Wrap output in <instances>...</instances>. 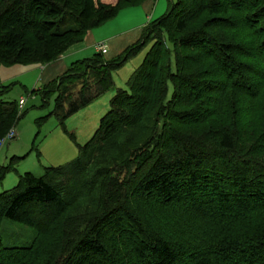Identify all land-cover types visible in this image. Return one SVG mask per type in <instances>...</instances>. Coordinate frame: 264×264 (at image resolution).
Returning a JSON list of instances; mask_svg holds the SVG:
<instances>
[{
    "label": "trees",
    "instance_id": "16d2710c",
    "mask_svg": "<svg viewBox=\"0 0 264 264\" xmlns=\"http://www.w3.org/2000/svg\"><path fill=\"white\" fill-rule=\"evenodd\" d=\"M144 1L0 0V66L48 65ZM145 47L76 158L0 193V222L36 232L28 247L0 240V264H264V0H176L118 56L30 93L54 96L50 115L74 140L66 120ZM8 91L0 139L21 115ZM213 119L225 126L189 134Z\"/></svg>",
    "mask_w": 264,
    "mask_h": 264
},
{
    "label": "rangeland",
    "instance_id": "374dc122",
    "mask_svg": "<svg viewBox=\"0 0 264 264\" xmlns=\"http://www.w3.org/2000/svg\"><path fill=\"white\" fill-rule=\"evenodd\" d=\"M158 1L159 4H157ZM171 2L175 3L176 0H156L155 4L158 7L153 20L166 13ZM108 4L110 5L111 2ZM125 9H122L120 14L123 13V10H138L137 8ZM125 17H121L122 21L125 20ZM147 50L148 47H145L139 55L114 73V86L110 91L66 120V130L74 137V140L59 127L56 119L50 115L54 105V96L46 104H43L39 96L30 93L35 83V73L32 74V77L29 74L16 76L17 68H21L20 65L0 66L2 86L9 87L3 100L8 102H17L20 98L25 100L20 118L16 126L11 128H16L17 138L0 147V168L9 165L11 167L0 183V193L14 188L18 183V178L25 173L40 177L43 175L44 168L63 166L74 160L78 155L77 145L83 146L92 137L99 126L101 117L109 109L110 99L116 90L127 89L126 81L140 65ZM229 117L226 116V118ZM238 117L244 123H248V118ZM231 123L241 133L238 125L242 122ZM211 126L218 128L225 126V122L220 121L219 123L218 119H213L205 125L189 126L188 132L190 135L199 136L209 130L208 127ZM248 127L251 128L250 125ZM35 236L36 232L33 228L7 219L0 222V240L4 247H28Z\"/></svg>",
    "mask_w": 264,
    "mask_h": 264
},
{
    "label": "crops",
    "instance_id": "0c3cea01",
    "mask_svg": "<svg viewBox=\"0 0 264 264\" xmlns=\"http://www.w3.org/2000/svg\"><path fill=\"white\" fill-rule=\"evenodd\" d=\"M102 1L105 3L115 2V0ZM155 3L156 0H145L138 7L125 9L137 8L138 10H123L122 14H120L122 12L120 11L113 19L87 32L81 43L70 47L56 61L44 66L20 65L21 68H17L18 72L16 76L29 74L32 77V74L35 73V83L32 89L35 90L62 75L71 64L98 54L97 47L100 44H105L107 46L105 58L112 59L118 56L126 47L139 39L142 29L149 21L153 20L157 12V4H159V1L157 4ZM121 17H125V20L122 21ZM1 85L2 82L0 81V86ZM24 87L26 86L24 85Z\"/></svg>",
    "mask_w": 264,
    "mask_h": 264
},
{
    "label": "built area",
    "instance_id": "2783aa9c",
    "mask_svg": "<svg viewBox=\"0 0 264 264\" xmlns=\"http://www.w3.org/2000/svg\"><path fill=\"white\" fill-rule=\"evenodd\" d=\"M97 50L99 53L101 54H106L107 52V47L105 44H100L97 47ZM25 105V100L23 98H21L18 101V108L19 110H22L24 108ZM17 138V133L15 128L10 129L1 139H0V147L3 146L6 142L8 141H13Z\"/></svg>",
    "mask_w": 264,
    "mask_h": 264
}]
</instances>
